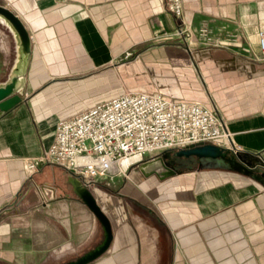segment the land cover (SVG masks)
<instances>
[{
  "label": "crops",
  "instance_id": "0c3cea01",
  "mask_svg": "<svg viewBox=\"0 0 264 264\" xmlns=\"http://www.w3.org/2000/svg\"><path fill=\"white\" fill-rule=\"evenodd\" d=\"M0 4L20 17L32 40L24 99L0 113V213L36 191L22 213L0 219V264H62L101 242L100 225L71 182L85 185L51 165L28 178L23 159L49 148L59 121L125 91L215 107L239 151L229 142L223 157L167 151L160 156L174 174L164 179L144 177L137 165L109 184L90 180L85 187L112 232L108 250L91 264H264V62L246 56L259 52L264 0H182L186 24H228L240 34L241 55L189 53L173 39L153 40L177 23L165 0ZM126 51L137 56L119 62ZM13 55L11 35L0 26V82ZM57 168L68 175L64 189L49 183Z\"/></svg>",
  "mask_w": 264,
  "mask_h": 264
},
{
  "label": "built area",
  "instance_id": "2783aa9c",
  "mask_svg": "<svg viewBox=\"0 0 264 264\" xmlns=\"http://www.w3.org/2000/svg\"><path fill=\"white\" fill-rule=\"evenodd\" d=\"M167 12L177 21L170 32H156L153 40L170 38L189 51L224 49L241 55L240 34L228 24L193 29L184 20L182 0H165ZM258 53L246 56L264 62V30L257 33ZM137 55L126 51L119 62ZM238 152L231 134L215 107L196 103H176L159 93L124 92L80 114L59 121L47 150L23 159L25 173L31 178L43 166H59L79 179L108 181L125 177L128 170L167 151L191 146L212 145Z\"/></svg>",
  "mask_w": 264,
  "mask_h": 264
},
{
  "label": "water",
  "instance_id": "95a60500",
  "mask_svg": "<svg viewBox=\"0 0 264 264\" xmlns=\"http://www.w3.org/2000/svg\"><path fill=\"white\" fill-rule=\"evenodd\" d=\"M0 26L4 28L13 41V60L6 75V78L0 82V113H6L16 107L24 99L26 88L27 72L32 54V40L23 21L10 8L0 4ZM180 157L198 156V157H223L224 151L221 148L212 145L191 146L188 149L176 153ZM139 171L144 177L151 175L164 179L174 174V170L168 167L161 156L146 160L138 166ZM73 191L78 199L88 208L96 218L103 232L101 242L93 249L85 252L75 260L62 264H91L101 257L109 248L112 240L110 223L106 215L102 212L96 200L87 187L78 184L75 180L71 182ZM40 191L47 195L48 192L54 197L55 190L47 185L39 187ZM30 191L36 192L33 187L23 197L22 202L17 209L9 208L0 213V219L11 213H22V206L27 199Z\"/></svg>",
  "mask_w": 264,
  "mask_h": 264
},
{
  "label": "rangeland",
  "instance_id": "374dc122",
  "mask_svg": "<svg viewBox=\"0 0 264 264\" xmlns=\"http://www.w3.org/2000/svg\"><path fill=\"white\" fill-rule=\"evenodd\" d=\"M181 47H183L184 49H186L189 53H191V51H189L185 45L183 44H180ZM126 92V91H125ZM161 155V154H160ZM57 172L56 174L54 175V177L52 176L50 179H49V183H54L58 188L60 189H64L67 187V185L69 184L68 182V175L65 171H63L62 169L60 168H57L56 169ZM52 175V174H51ZM127 177V176H125ZM104 182L105 184H109L111 182V180H108V181H100L99 183H102ZM99 186H102V185H99ZM103 187V186H102ZM99 188V187H98ZM66 261H69V260H66Z\"/></svg>",
  "mask_w": 264,
  "mask_h": 264
},
{
  "label": "flooded vegetation",
  "instance_id": "af4514ba",
  "mask_svg": "<svg viewBox=\"0 0 264 264\" xmlns=\"http://www.w3.org/2000/svg\"><path fill=\"white\" fill-rule=\"evenodd\" d=\"M71 261V260H70ZM66 262H69V261H66Z\"/></svg>",
  "mask_w": 264,
  "mask_h": 264
}]
</instances>
